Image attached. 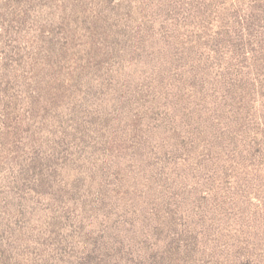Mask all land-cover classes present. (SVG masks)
Listing matches in <instances>:
<instances>
[{
	"label": "rangeland",
	"instance_id": "rangeland-1",
	"mask_svg": "<svg viewBox=\"0 0 264 264\" xmlns=\"http://www.w3.org/2000/svg\"><path fill=\"white\" fill-rule=\"evenodd\" d=\"M0 264H264V0H0Z\"/></svg>",
	"mask_w": 264,
	"mask_h": 264
}]
</instances>
